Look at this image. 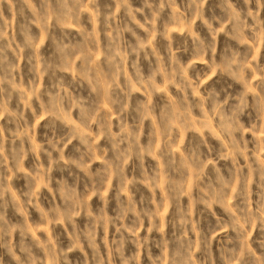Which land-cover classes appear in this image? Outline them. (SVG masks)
Segmentation results:
<instances>
[{"label": "rangeland", "instance_id": "374dc122", "mask_svg": "<svg viewBox=\"0 0 264 264\" xmlns=\"http://www.w3.org/2000/svg\"><path fill=\"white\" fill-rule=\"evenodd\" d=\"M0 264H264V0H0Z\"/></svg>", "mask_w": 264, "mask_h": 264}]
</instances>
